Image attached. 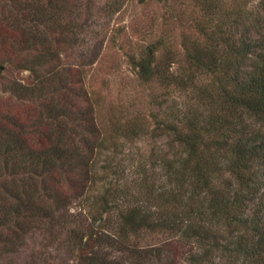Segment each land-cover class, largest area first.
Returning a JSON list of instances; mask_svg holds the SVG:
<instances>
[{
    "label": "trees",
    "instance_id": "obj_1",
    "mask_svg": "<svg viewBox=\"0 0 264 264\" xmlns=\"http://www.w3.org/2000/svg\"><path fill=\"white\" fill-rule=\"evenodd\" d=\"M94 1L0 0V259L79 199L78 264H264V0H195L182 52L124 49L155 107L107 115L70 63Z\"/></svg>",
    "mask_w": 264,
    "mask_h": 264
},
{
    "label": "rangeland",
    "instance_id": "obj_2",
    "mask_svg": "<svg viewBox=\"0 0 264 264\" xmlns=\"http://www.w3.org/2000/svg\"><path fill=\"white\" fill-rule=\"evenodd\" d=\"M257 0H237V3L254 4ZM228 2V1H227ZM90 15L93 31H88L86 44L79 45L71 53L70 63L78 66L86 77L88 84L99 88L98 99L104 106V113L116 112L121 107L135 104L145 113H149L151 105L150 91L140 85L132 66L124 52L126 48H134L142 42H149L158 37L167 38L175 49L182 52V37L194 34V15L198 10L195 0H95ZM116 8H119L116 10ZM122 30L120 44L113 43L112 36ZM19 73L3 70L0 81L9 82L10 78ZM177 100L186 95L174 93ZM106 100V102H105ZM158 146L161 145L159 141ZM149 151L151 142L146 139L135 145H126L119 152L113 164L125 162L127 154L137 159L134 150ZM120 151H122L120 153ZM126 167V166H125ZM124 168V166H123ZM128 171V170H127ZM128 173V172H127ZM82 205L79 199L72 207L66 209L59 220L42 229L33 230L24 246L18 251L1 253L0 264H78L73 239L67 235L69 216L75 208ZM76 213V212H75Z\"/></svg>",
    "mask_w": 264,
    "mask_h": 264
}]
</instances>
